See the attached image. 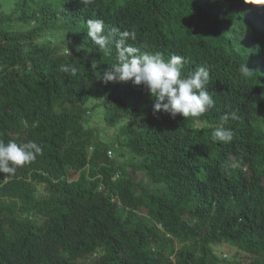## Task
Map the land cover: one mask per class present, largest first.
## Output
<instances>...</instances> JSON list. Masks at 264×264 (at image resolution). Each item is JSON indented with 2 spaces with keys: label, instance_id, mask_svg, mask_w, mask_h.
I'll return each instance as SVG.
<instances>
[{
  "label": "trees",
  "instance_id": "1",
  "mask_svg": "<svg viewBox=\"0 0 264 264\" xmlns=\"http://www.w3.org/2000/svg\"><path fill=\"white\" fill-rule=\"evenodd\" d=\"M13 2L0 13V139L43 151L0 173V264H264V0ZM89 19L117 38L134 30L127 43L141 51L185 57V74L207 65L215 105L173 119L153 114L143 86L101 83L116 50L92 43ZM48 32L60 41L39 42ZM97 106L119 127L112 141L84 126ZM231 113L233 139L213 142ZM218 243L250 259L222 261Z\"/></svg>",
  "mask_w": 264,
  "mask_h": 264
},
{
  "label": "clouds",
  "instance_id": "2",
  "mask_svg": "<svg viewBox=\"0 0 264 264\" xmlns=\"http://www.w3.org/2000/svg\"><path fill=\"white\" fill-rule=\"evenodd\" d=\"M92 2L93 0H82L84 5ZM86 35L104 55L111 53L113 45L116 50L115 62L108 64L102 72L96 71L97 79L105 85L110 82H130L134 86H143L154 98V115L164 112L173 119L177 115L187 119L199 117L215 105L212 94L206 88L210 80L207 65L185 74V57L173 54L166 59L159 51H141V48L147 47L146 44L136 47L127 43L128 39L136 40L134 30L124 31L117 38L116 30L106 31L101 19L87 20ZM92 68L96 70L97 64H92ZM243 70L247 73L249 68L244 66ZM59 71L76 75L78 68L72 64H61ZM230 116L232 119L236 118L235 113L225 114L221 118L222 123L212 130L213 142L228 143L233 139V131L223 125ZM42 151V146L34 140L18 144L14 140L5 142L0 139V173L14 175L17 167L34 162Z\"/></svg>",
  "mask_w": 264,
  "mask_h": 264
},
{
  "label": "rangeland",
  "instance_id": "3",
  "mask_svg": "<svg viewBox=\"0 0 264 264\" xmlns=\"http://www.w3.org/2000/svg\"><path fill=\"white\" fill-rule=\"evenodd\" d=\"M13 3H14L13 0H0V4H1L0 13L11 11L13 9ZM48 39L51 40L50 41L51 44L58 43L61 39L60 33L48 32L42 35L40 38H38V41L44 42ZM94 103H95V100L94 101L89 100L87 105L91 106ZM102 115H103V109L101 106L92 108L91 112H89L84 119V126L93 129V132L95 133V135L97 136L99 140H103V141L111 140L112 141L115 139V136L117 134V130L119 127H111V126H107L103 124ZM112 152L113 154L111 156L115 157V160L119 162L129 161L132 155L130 152L125 151V156L122 158H119L115 156L114 150ZM136 160L138 159L136 158ZM135 176L138 180H142L143 182L148 184V181L146 180V177L143 173L136 172ZM212 249L215 252L216 256L222 261L235 260L240 263H246L250 259L248 254L240 251L234 246L227 245L225 243L214 244L212 245Z\"/></svg>",
  "mask_w": 264,
  "mask_h": 264
},
{
  "label": "bare ground",
  "instance_id": "4",
  "mask_svg": "<svg viewBox=\"0 0 264 264\" xmlns=\"http://www.w3.org/2000/svg\"><path fill=\"white\" fill-rule=\"evenodd\" d=\"M91 148H92V147L90 146L89 149H91ZM108 151H111V150H108ZM108 151H107V155H108L109 157H111L112 152L109 154Z\"/></svg>",
  "mask_w": 264,
  "mask_h": 264
},
{
  "label": "built area",
  "instance_id": "5",
  "mask_svg": "<svg viewBox=\"0 0 264 264\" xmlns=\"http://www.w3.org/2000/svg\"><path fill=\"white\" fill-rule=\"evenodd\" d=\"M108 153L110 154V153H111V151H108Z\"/></svg>",
  "mask_w": 264,
  "mask_h": 264
}]
</instances>
